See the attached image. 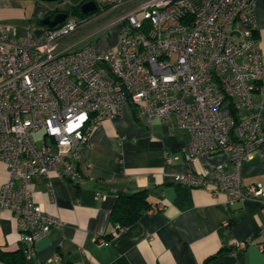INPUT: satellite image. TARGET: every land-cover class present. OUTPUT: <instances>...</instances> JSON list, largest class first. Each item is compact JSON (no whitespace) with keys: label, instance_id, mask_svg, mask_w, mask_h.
Wrapping results in <instances>:
<instances>
[{"label":"built area","instance_id":"built-area-1","mask_svg":"<svg viewBox=\"0 0 264 264\" xmlns=\"http://www.w3.org/2000/svg\"><path fill=\"white\" fill-rule=\"evenodd\" d=\"M256 1L98 0L99 13L121 8L98 32L122 22L116 45L99 51L92 41L57 45L89 19L67 16L45 26L39 40L29 31L18 37L14 24H0V162L8 170L0 206L15 214L28 251L62 225L33 201L32 178L55 172L83 185L86 177L76 162L92 128L120 115L127 103L147 119L184 129L190 160L227 155L232 169L216 174L211 191L224 193L229 203L258 199L264 210V185L243 186L239 175L264 142L252 99L264 79ZM232 107L245 114H234ZM40 130L43 141L37 143L34 133ZM175 179L207 185L192 174ZM246 245L237 241L232 247L242 251Z\"/></svg>","mask_w":264,"mask_h":264},{"label":"crops","instance_id":"crops-1","mask_svg":"<svg viewBox=\"0 0 264 264\" xmlns=\"http://www.w3.org/2000/svg\"><path fill=\"white\" fill-rule=\"evenodd\" d=\"M60 1L66 0H0V24H14L18 37L29 31L39 40L45 29L39 20L52 15ZM108 20L84 34L65 35L58 48L92 41L97 51L103 50L97 39L106 33L98 30ZM255 20L264 61V0L255 2ZM119 33L107 48L116 45ZM252 99L264 130V79L257 82ZM235 113L245 114L242 109ZM187 143V132L174 122L147 119L137 106L124 104L120 115L94 125L82 147L76 165L86 177L83 185L55 172L32 178L33 201L62 220L35 241L33 251L26 249L15 214L0 206V252L9 255V260L0 258V264H264V246H258L264 244L261 202L246 198L229 203L224 193L214 194L211 181L231 170V161L222 153L192 161ZM186 174L203 177L207 185L175 179ZM239 175L243 186L264 185V142L241 164ZM7 177V166L0 162V186ZM143 189L150 208L116 230L109 213L117 193ZM237 241L247 243L242 251L233 250Z\"/></svg>","mask_w":264,"mask_h":264},{"label":"trees","instance_id":"trees-1","mask_svg":"<svg viewBox=\"0 0 264 264\" xmlns=\"http://www.w3.org/2000/svg\"><path fill=\"white\" fill-rule=\"evenodd\" d=\"M76 1L77 2L69 9L65 10L68 15L73 13L78 15L81 20H85L89 19L100 11L99 9H96L88 13H82L80 10L81 0ZM57 11L59 10H54L52 15ZM39 23H41V20H39ZM229 104L232 106L231 102H229ZM232 111L235 114V108L232 107ZM148 208H150V201L148 199V191L146 189L132 193L119 191L109 213L110 225H113L116 230L125 228L128 225L134 223ZM0 258L9 260V255H7V253L0 252ZM206 261L207 260L199 264H206Z\"/></svg>","mask_w":264,"mask_h":264},{"label":"rangeland","instance_id":"rangeland-1","mask_svg":"<svg viewBox=\"0 0 264 264\" xmlns=\"http://www.w3.org/2000/svg\"><path fill=\"white\" fill-rule=\"evenodd\" d=\"M96 3L98 0H94ZM77 1L76 0H66L65 2H57L55 5L56 9L60 10V11H65L67 9H69L73 4H75ZM98 7L100 8V4L98 3ZM121 8H114L112 10H109L106 13H103V16L98 17V18H89V21H87L86 23H83V25L78 26V28L76 30H74L72 32L73 33H80L84 34L86 30L94 27L95 25H101V23L103 21H106L107 19L108 22L111 21L112 19H114L120 12ZM102 12H100L99 14H101ZM98 15H96L97 17ZM68 17H72V18H76V19H80V17L76 14H69ZM107 22V23H108ZM122 27V22H117L111 26H109L108 28L104 29L102 31V33H106L104 34L105 36L100 37L97 39V47H101L102 49H107L108 46H110L111 44H113L118 36L119 31L121 30ZM109 33V34H107ZM34 138L36 140L37 143H41L43 141V131H39V132H35L34 133Z\"/></svg>","mask_w":264,"mask_h":264},{"label":"water","instance_id":"water-1","mask_svg":"<svg viewBox=\"0 0 264 264\" xmlns=\"http://www.w3.org/2000/svg\"><path fill=\"white\" fill-rule=\"evenodd\" d=\"M97 8V4L94 0H87L80 4V10L82 13H88L94 11ZM68 14L66 11H57L53 15H46L41 19V23L47 27H54L57 24L63 22L67 18Z\"/></svg>","mask_w":264,"mask_h":264},{"label":"flooded vegetation","instance_id":"flooded-vegetation-1","mask_svg":"<svg viewBox=\"0 0 264 264\" xmlns=\"http://www.w3.org/2000/svg\"><path fill=\"white\" fill-rule=\"evenodd\" d=\"M85 1H87V0H81L80 4H82V3L85 2Z\"/></svg>","mask_w":264,"mask_h":264}]
</instances>
